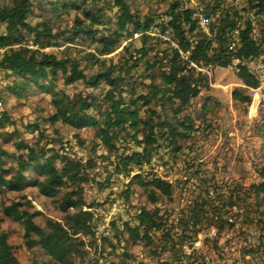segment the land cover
Returning <instances> with one entry per match:
<instances>
[{"label":"trees","instance_id":"trees-1","mask_svg":"<svg viewBox=\"0 0 264 264\" xmlns=\"http://www.w3.org/2000/svg\"><path fill=\"white\" fill-rule=\"evenodd\" d=\"M38 1L11 0L0 7V105L7 98L45 95L51 97L54 112L25 124L0 112L1 138L10 145L0 147V193L21 195L36 189L46 199L58 197L56 209L62 220L32 212L23 196L22 202L5 206L3 216L21 225L28 251L38 249L55 264H92L98 257L126 264L133 259L129 243L148 250L156 264H175L168 218L175 211L183 179L195 178L207 188L225 171L209 172L193 148L195 137L211 130L206 116L203 125L196 126L186 114L212 79L197 70L227 69L233 58L250 61L264 54V39L253 41L249 22L239 16L253 14L254 23L264 29V0H241L237 9L226 0H197L206 15L215 18L220 12L215 19L219 35L213 40L199 32L189 13L177 12L180 0H160L161 5L159 0ZM108 11H114V21L105 16ZM234 32L242 44L229 51V35ZM26 39L35 49L22 44ZM51 48H65L66 53L43 52ZM235 74L244 92L234 90L232 98L246 112L251 104L247 93L257 83L244 69ZM59 82L80 87L77 98L67 96ZM213 107L211 98L200 102L201 111ZM263 114L264 109L260 118ZM42 123L52 129L61 123L73 131L91 130L98 141L95 146L115 155L103 187L110 189L115 176L123 175L128 180L126 204H134L137 186L148 207L133 206L123 223L111 220L110 235L98 243L103 223L96 216V204L86 203L82 196L96 162L75 158L57 130L48 137ZM26 133L35 135L32 144L23 139ZM73 137L85 147L78 134ZM122 142L126 153H118ZM154 158L158 165L152 164ZM177 168L184 172L177 181L167 182L157 174L159 169L166 175ZM259 179L249 186L235 181L229 201L243 206L247 223L259 234L257 253L264 254V169ZM110 200L108 195L102 205ZM208 208L207 202L198 206L202 218ZM37 217L43 219V227L35 224ZM90 250L93 257L88 259ZM0 264H19L5 233H0Z\"/></svg>","mask_w":264,"mask_h":264},{"label":"rangeland","instance_id":"rangeland-1","mask_svg":"<svg viewBox=\"0 0 264 264\" xmlns=\"http://www.w3.org/2000/svg\"><path fill=\"white\" fill-rule=\"evenodd\" d=\"M161 1H158L160 3L159 5L162 4ZM34 2L38 3L39 1L34 0ZM10 3L11 0H0V7ZM105 16L114 21V11H108ZM64 19L71 21L68 18ZM22 44L34 48L28 39L24 40ZM58 51L61 55L66 53L65 48H51L43 52L57 53ZM58 86L69 97L77 98L79 95L75 96L80 90V87H64L61 82L58 83ZM242 88V83L234 71L228 68H218L213 73L208 90L202 91L199 98L192 102L186 114L191 117L196 126L203 125V116H206L211 124V130L205 134L200 133L194 139L195 146L193 148L199 152L198 160L200 159L203 167L209 172H212L214 168H225V171L230 170L233 182L237 181L249 186L250 183H257L260 180L259 173L264 169V147L262 145L264 141V127H262L263 129L261 128V124L264 123L262 121L264 114L261 118L256 119L257 121L246 120L245 112L242 110L239 102L232 98V92L234 90L244 92ZM88 92L90 93L91 91ZM247 95L250 96V93H247ZM206 97L211 98V100L213 99L215 102V107L211 111L209 109L201 111L200 109V102ZM0 112H6L12 120H20L25 124L44 120L50 114H53L54 110L51 105L50 96L38 95L21 100L7 98L4 104L0 105ZM40 126H42L46 135L51 138L53 137L52 131L57 130L64 142L67 143L66 147H71V153L75 158L81 159L83 162L87 160L96 162V167L88 171L91 179L83 186L82 196L86 203L96 204V216L100 218L102 223L107 222L98 211L105 210L106 205L103 206L102 203L105 202L104 200L108 198V195L112 197L110 189L103 187L102 182L107 180L108 175L112 174L110 164L114 162V153H110L102 148V146L96 147L95 144L98 141L94 139V134L91 130L73 131L61 123L57 124L53 129L44 123L40 124ZM6 131L9 132L11 130L6 129ZM1 134H3L2 130H0V147L9 149V143L3 141ZM74 134H78L79 140L86 144L85 147L76 144L73 137ZM22 137L28 144H32L35 141L34 134L26 133ZM124 145V142L120 144V151L118 153L127 152L124 150ZM93 146H95V151H92ZM152 164L158 165V159L154 158ZM181 168L183 167L181 166ZM179 170L177 168V170L169 173L166 172V175H164L165 173L162 172V169H159L157 174L167 182H172L173 180L177 181L184 174L183 171L179 172ZM120 178H123L128 183V180L123 175H116L114 178L116 179L115 184L119 182ZM133 193L132 201L134 204L131 202L129 204L130 206L121 214L122 216H125V213L128 211H132L133 206L141 205L148 207L145 198L141 195V190L137 186L133 188ZM22 196L27 198L33 206L30 209L32 212L35 210L39 211L43 216L54 221L62 220V215L56 209L58 197L55 199H46L40 196L36 189H28L21 195L4 192L0 193V233L7 235L8 243L13 248V254L19 264H33L34 260L38 264H55L38 249L28 251L23 244L21 225L4 217L2 214V209L11 202H22L20 200ZM262 210L264 211V205ZM117 216L110 217L108 222L117 218ZM35 224L43 227V219L41 217L35 218ZM118 226H121V224ZM124 241L126 243L127 240L125 239ZM126 246L128 247V253L133 257L126 264H137L139 262L156 264V260L148 254V250L140 246H133L130 243L126 244ZM118 251L120 254V249ZM88 252V259H91L93 257V251L90 250ZM109 259L115 260L113 256Z\"/></svg>","mask_w":264,"mask_h":264},{"label":"built area","instance_id":"built-area-1","mask_svg":"<svg viewBox=\"0 0 264 264\" xmlns=\"http://www.w3.org/2000/svg\"><path fill=\"white\" fill-rule=\"evenodd\" d=\"M226 3L237 9L241 0H226ZM177 12L189 13L206 39L213 40L218 37L219 30L215 19L220 12L215 14V18L206 15L197 0H180ZM239 16L249 22V36L253 41L264 39V29L260 30L254 23L253 14L240 12ZM229 38V51L241 46L242 39L238 32L231 33ZM191 67L195 68L194 65ZM228 69L235 73L244 69L255 78L257 86L248 91L251 104L246 108L245 117L247 121L259 119L264 109V54L250 61L233 58ZM197 71L203 77L212 78L214 68L202 67ZM126 184V181L120 178L119 182L110 188L111 202L105 206V210L98 211L107 220L98 229V243L110 235V217L119 215L117 218L120 223L128 220L127 214L131 211L125 214L126 218L121 215L128 208L124 196ZM233 184L230 170L224 171L207 188L195 178L183 179L174 204L175 211L168 218L174 239L175 264H264V254L257 253L258 231L247 223L243 206L229 201ZM203 202H207L209 208L202 218L198 206ZM85 211L87 209L84 208L83 212ZM92 264L110 262L98 257Z\"/></svg>","mask_w":264,"mask_h":264}]
</instances>
